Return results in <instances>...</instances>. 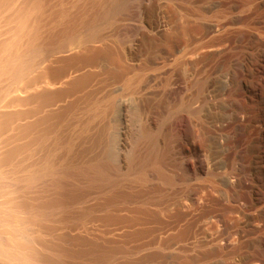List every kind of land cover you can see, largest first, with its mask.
<instances>
[{"label": "rangeland", "instance_id": "374dc122", "mask_svg": "<svg viewBox=\"0 0 264 264\" xmlns=\"http://www.w3.org/2000/svg\"><path fill=\"white\" fill-rule=\"evenodd\" d=\"M70 1L53 5H66L65 21L83 34L110 0ZM104 26L42 65L59 73L49 89L56 106L46 107L59 110L47 134L58 140L44 146L58 145L56 162L84 166L104 155L111 131L121 173L140 128L157 131L159 146L148 143L142 173L36 188L56 209L44 239L66 264H264V0H125ZM247 62L252 98L246 87L230 92Z\"/></svg>", "mask_w": 264, "mask_h": 264}, {"label": "bare ground", "instance_id": "6f19581e", "mask_svg": "<svg viewBox=\"0 0 264 264\" xmlns=\"http://www.w3.org/2000/svg\"><path fill=\"white\" fill-rule=\"evenodd\" d=\"M54 1H56V3ZM53 2L55 5L57 4V0H0V264H66V262L61 260L63 256H60V252L62 250H58L56 248L57 245H52V243L50 244L48 240L44 239V233L49 232V229L48 232L46 229V222L53 216L56 209L53 207L54 204H52V206L49 203H45V199L41 202L42 200L38 197L39 193H33L36 188H40V191L43 188L49 189L60 183L62 184L63 180H78V182L81 181L87 186H100L106 181L109 182L110 178H113L112 180L114 182L115 176H123L124 172L131 171L129 169H134L136 172L142 173L141 171L144 172L146 166L152 162L153 152H151V155V149H148V143L151 142V146L154 148L159 146L157 145L159 141L157 140V143L154 139V137H157V131H153L156 133L152 135V130L150 128H138L139 130L137 134H135L137 135L135 137V142L133 141V147L135 148L138 146L140 148L138 151L133 149L130 152L128 157L132 160V164L130 163L131 166L127 167L129 169H126L123 173L120 172L119 166L115 164V156L112 147L115 135L111 131L109 133L107 132L108 134L105 138L106 145L104 155L99 158L95 157V159L91 157L92 160L84 166L82 164V166H76L74 164L73 166L68 163H58L56 162L57 159H63L62 156L59 158L55 151L56 148H53L58 145L55 144L56 146L53 145L51 148L44 146L49 142L46 140H50V136L49 138L47 136V134H50L49 126L53 124V119H55V123L58 121L56 117L59 114V110H47L46 107L53 106L54 104L56 106V97L58 96L52 94L50 90L53 92V89L50 88L54 83L55 77L58 76L59 73H56L57 75L55 74L56 76L54 75L55 77H53L52 73L48 74V68L44 69L42 65L51 56L54 57L55 54L66 51V47L69 48L70 45H78V43L81 45L88 40L93 41V39H96V30L98 28L100 30L102 28L101 26H106L115 13L125 5V0H110L106 6L101 8L99 18L93 19L91 21V26L85 30L86 33L83 32L82 34V31L79 33L76 31L78 29H70L77 27H70L68 21L71 22V20L67 19V22L65 21V11L68 13L70 9L68 8L69 10H67V6L65 5L66 10L64 12L62 11L65 6H62V11H58L57 9H60L58 8L60 7L58 6L59 1L56 5L57 7L55 6L57 9H55ZM51 3L54 9L53 7L51 8ZM92 3L94 2L92 1ZM92 3L90 4H95L94 6L97 7L100 1L97 0L94 4ZM86 4L88 5V3ZM68 17L69 16H67V18ZM92 18L93 17H91V19ZM80 33L83 38L78 40L76 36L78 34L80 35ZM182 33L181 30L178 31L180 36H183ZM97 38L100 39L99 37ZM170 38L171 34L168 33L167 40L170 41ZM77 47H79V45ZM87 51L89 52L88 49ZM94 52L96 53V50H94ZM91 54L88 55L91 57L93 56V54ZM97 55L99 56V54ZM97 55L94 54V57ZM89 66H91V64ZM243 66L244 77L241 79L234 76L232 77L230 81V92L233 93L246 87L249 94L252 93L251 96L249 95L252 98L254 94L251 84L256 71L251 62H247L246 65ZM50 75L52 77H50ZM57 78L58 77H56V79ZM79 79L77 78L76 80ZM83 79L86 80L85 77H82L80 83H82ZM74 82L72 81V83ZM78 83L79 82H77V84ZM59 94L61 93L59 92ZM64 109L65 108H62V110ZM136 112L137 111H135V113ZM135 113L134 115L137 116ZM61 114L59 117L62 116ZM137 114L141 113L138 112ZM113 122L115 123V121ZM86 125L88 126L87 123ZM112 126L113 125H111V127ZM57 129L58 128H56V131ZM53 136H55V133ZM97 138L95 137V140ZM56 139L55 136L54 141H56ZM89 140L91 141V139ZM92 140L94 139L92 138ZM93 142L94 141H92V143ZM38 150L41 151V153L40 156L38 155L39 159L35 160V151L38 152ZM156 151L158 152V150ZM56 155L58 157H56ZM64 155L67 156V154ZM35 157H37V155ZM258 157L260 158V156ZM257 166L259 165L257 164ZM250 168L251 167H249V169ZM256 169H254V171ZM259 169L261 170V168ZM134 170L132 171L133 174L135 173ZM117 172L121 174L115 175L114 173ZM256 172L258 177L263 178L262 172ZM112 174L115 176L112 177ZM239 179H237L236 182L238 186L241 184ZM260 181H262V179ZM262 182H264V180ZM57 188L60 187L56 186V189ZM31 193H33V195H31ZM262 198L264 200V195L260 199ZM57 206L59 207V205ZM57 213H55V215ZM49 235H52L51 232ZM52 237H50V239H52ZM53 242H55L54 239ZM224 244H226V242H224Z\"/></svg>", "mask_w": 264, "mask_h": 264}]
</instances>
